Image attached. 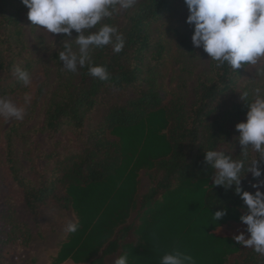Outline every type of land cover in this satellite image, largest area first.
Here are the masks:
<instances>
[{"label":"trees","instance_id":"16d2710c","mask_svg":"<svg viewBox=\"0 0 264 264\" xmlns=\"http://www.w3.org/2000/svg\"><path fill=\"white\" fill-rule=\"evenodd\" d=\"M177 1L137 0L133 8L103 21L116 26L125 40L120 53L112 45L92 53L93 62L107 68V81L92 77L87 65H78L75 72L64 69L59 60L63 43L49 55L48 62L55 65V87L48 92L40 130L52 136L73 133L80 140L79 150L45 153L44 164L32 179L15 159L19 125L6 130L7 163L26 210L36 218L43 206L53 203L78 214L77 232L69 234L51 264L69 258L110 264L124 251L132 254V264H159L174 248L193 256L196 264H264V255L253 249L238 254L240 244L214 234L222 225L242 223L248 209L235 184L214 185L216 170L205 160L207 150H218L242 160L245 169L251 166L236 124L246 119L242 94L249 92L248 101L257 88L264 95V64L258 78H246L252 65L217 68L210 58L209 73L198 75L191 100L178 95L166 101L155 75L163 68L170 45L168 34L157 25ZM28 11L21 0H0L3 98L27 90L13 69L17 65L29 73L33 69L24 33ZM72 36L69 42L77 36L74 30ZM247 152L262 169L256 179L264 181V160L251 146ZM141 169H146L150 184L138 195ZM253 182L251 172H245L242 189L254 193ZM132 210L136 213L128 222ZM216 211L226 215L216 221Z\"/></svg>","mask_w":264,"mask_h":264},{"label":"clouds","instance_id":"9594fccd","mask_svg":"<svg viewBox=\"0 0 264 264\" xmlns=\"http://www.w3.org/2000/svg\"><path fill=\"white\" fill-rule=\"evenodd\" d=\"M29 9L28 19L32 25L52 34H65L71 37L73 30L77 33L74 41L65 43L59 52V60L64 69L75 72L87 65L92 77L100 81L110 79L107 68L95 64L92 53L107 45L120 53L125 44L118 28L103 23L121 10L131 9L137 0H21ZM188 9L186 23L193 31L191 41L195 48L203 51L220 68L224 65L233 70H240L245 65H256L264 58V0H184ZM99 25V27H97ZM14 75L25 86L30 83L28 70L15 66ZM249 92L242 94L247 102L246 119L236 124L239 143L245 149V158L251 159V166L245 169L242 160H235L223 151L207 150L205 160L216 170L213 181L216 186L225 188L236 185L235 192L247 206L248 212L241 216L247 226L248 238L241 232L234 240L255 253L264 255V181L258 180L262 169L255 157L249 158V146L259 153L264 160V95L255 89L254 99L248 101ZM0 115L7 118L23 119L24 110L18 108L11 100L0 97ZM245 172H251L254 182L252 191L243 190L242 178ZM226 211H216L213 218L218 221ZM77 222L69 220L65 226L67 233H76ZM132 254L122 252L114 264H132ZM159 264H196L193 256L179 248L166 252Z\"/></svg>","mask_w":264,"mask_h":264},{"label":"rangeland","instance_id":"374dc122","mask_svg":"<svg viewBox=\"0 0 264 264\" xmlns=\"http://www.w3.org/2000/svg\"><path fill=\"white\" fill-rule=\"evenodd\" d=\"M188 14L184 0H178L174 9L157 25L159 31L168 34L170 45L164 66L155 75L166 101L178 95L191 100L198 75L209 73L210 58L202 48H195L192 44V27L186 23ZM24 19L25 39L30 52L28 58L33 61L31 79L27 90L21 88L18 93L6 98L24 110V117L18 120L0 115V264H51L69 237L70 233L65 231L66 224L69 220L78 222V214L72 208L60 209L53 203L43 206L36 218L26 210L22 190L10 174L5 133L12 125H19L20 135L14 138L15 159L21 172L32 179L44 164L45 153L55 151L67 155L79 150L80 140L73 133L63 132L52 136L40 130L48 92L55 87V65L52 61L48 62L49 55L74 36L63 38L62 34L48 33L32 25L28 16ZM262 64L264 58L250 67L246 78H258ZM137 179L140 195L146 192L150 184L146 169L138 172ZM261 189L264 190V187ZM135 213V210L130 212L128 222ZM246 229L244 223H231L216 228L214 234L234 239L235 235L243 232L248 238L250 233ZM250 250L241 245L238 254ZM116 258H111L110 264H114ZM61 264L85 263L69 258Z\"/></svg>","mask_w":264,"mask_h":264}]
</instances>
